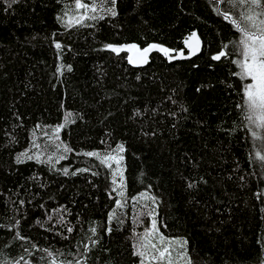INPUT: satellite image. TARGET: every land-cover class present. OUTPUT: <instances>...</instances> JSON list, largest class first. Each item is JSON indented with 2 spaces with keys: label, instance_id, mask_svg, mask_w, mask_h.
Wrapping results in <instances>:
<instances>
[{
  "label": "trees",
  "instance_id": "trees-1",
  "mask_svg": "<svg viewBox=\"0 0 264 264\" xmlns=\"http://www.w3.org/2000/svg\"><path fill=\"white\" fill-rule=\"evenodd\" d=\"M81 3L0 0V262L146 264L155 232L186 264H264V127L233 23L261 9ZM193 30L201 53L169 60Z\"/></svg>",
  "mask_w": 264,
  "mask_h": 264
},
{
  "label": "snow or ice",
  "instance_id": "snow-or-ice-1",
  "mask_svg": "<svg viewBox=\"0 0 264 264\" xmlns=\"http://www.w3.org/2000/svg\"><path fill=\"white\" fill-rule=\"evenodd\" d=\"M12 2L15 3L16 0H12ZM109 2L114 4L115 0H109ZM238 3L241 5L248 6L250 9L253 6L255 8H260L261 11L256 13V16L264 15V0H238ZM76 4L78 7H81V8L88 7V5L82 4L81 0H76ZM109 11H111L112 15H116L115 11L111 9H109ZM224 16L228 17V13L224 12ZM242 19L244 21L249 22L252 28H256L253 15L242 14ZM233 23L236 24V26L244 34V36L246 37V40L252 42L251 44H248L245 40L241 41V43L244 45L243 55L245 57V61L242 64L243 74L246 76H250L252 80L255 82L254 84L246 85V96L248 97V99L245 101V105L248 107L249 110H254L257 108L264 110V30H261L259 32L250 31L248 27L241 26L240 24H237L236 21H233ZM261 23H264V21H261ZM257 42H259L258 46H257ZM107 47H112V46L108 45ZM133 47L135 46L133 45ZM153 47H156V46L155 45L149 46V48H153ZM113 50L115 51L116 49H113ZM144 51L147 52L149 51V49L146 48L144 49ZM164 51L167 52L168 50L164 49ZM224 55H225V52L221 51L217 56H214L213 59H220ZM252 89H256V91L253 92ZM249 119H252V118L249 117ZM258 119L262 122L261 125L259 126L264 127V115H261ZM86 155L92 156L96 154L89 152V153H86ZM30 158L31 157H29V159ZM112 158L114 159V157ZM259 158L261 160H264V155H261ZM69 231H72V229H69ZM92 231L95 232L96 229H92ZM152 246L156 247L155 244H153ZM158 252L161 258L170 254L167 248H164L162 250L158 249ZM139 254L141 256L144 255L143 252ZM0 264H2V262H0ZM66 264H74V262L67 261Z\"/></svg>",
  "mask_w": 264,
  "mask_h": 264
},
{
  "label": "rangeland",
  "instance_id": "rangeland-1",
  "mask_svg": "<svg viewBox=\"0 0 264 264\" xmlns=\"http://www.w3.org/2000/svg\"><path fill=\"white\" fill-rule=\"evenodd\" d=\"M261 21H264L263 19L260 21H254L256 28L253 29V31H261L264 30V23H261ZM245 41L248 44H251V41L246 40ZM259 42H257L258 46ZM243 52H244V45H243ZM243 57V63L245 61L244 55ZM251 82L250 84H254L255 82L252 80V78L249 76ZM253 92L256 91V89H252ZM248 98V97H247ZM254 113V116L258 119L261 115H264V110H261L259 108L252 110ZM259 120V119H258ZM260 121V120H259ZM154 215V213H152ZM155 244L156 247H153L152 245ZM171 243L167 241L165 238H162L158 233L152 232L151 237L148 240V252L146 253V264H186L185 259H183L176 248H172ZM164 248H167L169 250V255H166L165 257L161 258L159 256L158 249L162 250ZM155 257V258H154Z\"/></svg>",
  "mask_w": 264,
  "mask_h": 264
},
{
  "label": "water",
  "instance_id": "water-1",
  "mask_svg": "<svg viewBox=\"0 0 264 264\" xmlns=\"http://www.w3.org/2000/svg\"><path fill=\"white\" fill-rule=\"evenodd\" d=\"M184 44L186 46V52L177 51L169 56L170 58L169 60L177 61V60H186V59L188 60L194 58L201 53L203 48L202 38L200 37L199 33H197L196 30L190 32V34L184 40ZM147 49H149V51L147 52H145L144 49H137V50L134 49V51L130 53V59H131L130 62H132L137 67L145 65L148 62L150 53L153 50H158L159 48L158 46H156L153 48L147 47Z\"/></svg>",
  "mask_w": 264,
  "mask_h": 264
}]
</instances>
